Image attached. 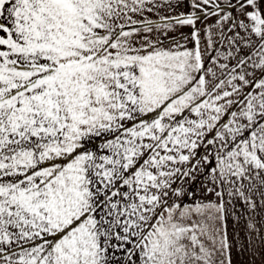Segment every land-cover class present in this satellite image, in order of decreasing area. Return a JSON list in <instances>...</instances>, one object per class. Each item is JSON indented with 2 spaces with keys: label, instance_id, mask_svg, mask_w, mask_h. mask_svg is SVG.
Segmentation results:
<instances>
[{
  "label": "snow or ice",
  "instance_id": "6c2138e0",
  "mask_svg": "<svg viewBox=\"0 0 264 264\" xmlns=\"http://www.w3.org/2000/svg\"><path fill=\"white\" fill-rule=\"evenodd\" d=\"M0 264H264V0H0Z\"/></svg>",
  "mask_w": 264,
  "mask_h": 264
}]
</instances>
